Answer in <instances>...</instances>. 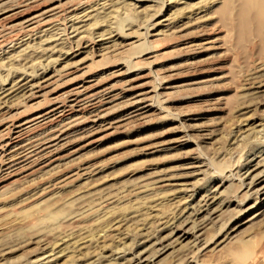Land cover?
<instances>
[{"label": "rangeland", "instance_id": "obj_1", "mask_svg": "<svg viewBox=\"0 0 264 264\" xmlns=\"http://www.w3.org/2000/svg\"><path fill=\"white\" fill-rule=\"evenodd\" d=\"M32 2L24 16L41 5L63 15L47 33L0 36V93L20 80L50 84L45 98L0 102V143L75 87L122 99L20 138L40 149L65 139L37 156L41 171L0 181V264H264V202L248 209L256 198L244 187L264 170L258 4L246 14L239 0H187L195 13L168 0H0V13ZM74 5L89 11L77 35ZM149 92L148 115L129 118Z\"/></svg>", "mask_w": 264, "mask_h": 264}, {"label": "bare ground", "instance_id": "obj_2", "mask_svg": "<svg viewBox=\"0 0 264 264\" xmlns=\"http://www.w3.org/2000/svg\"><path fill=\"white\" fill-rule=\"evenodd\" d=\"M239 1L242 3V5L244 7V11L246 12V14H249L251 12V9H252L251 7L253 5V2H254V5H255V2H256L258 4V6L261 8L260 9V8L257 7L258 9L261 10V12L259 10L260 14L262 12H264V0H239ZM90 2H92V1H90ZM168 2L170 3V4L168 3L169 5H172V4H175V5H184L185 7L182 8V11L183 10H187V11H190V13H193V12L195 13V11H199V7H197L196 5L195 6L190 5V3L187 2V0H168ZM232 2H233V0H228L227 3L229 5H231ZM32 4H33V2L30 3V4L23 5L20 8L18 7L19 9L18 8L17 9H13V10H11L9 12H5V13L1 12L0 13V36L7 29H15L17 27L22 28L23 30H25L26 33L27 32H30V33H34L35 32V33H38V35H39V33H41V34L47 33L51 28H53L52 27L53 24L55 22H57L58 20H60L61 15H63L62 14L61 7L59 5H50V6H44V7H42V5H41L40 8H37L36 7L37 9H35L34 11L32 10L33 12H31V10H30L29 11L30 14L24 16L25 11H28L30 8H32L31 7ZM76 6L75 7H72L71 10H68V15L71 16V17H68L70 19L69 21L71 23V26H70V28L72 30L70 32L71 34L72 33H75V34L77 33L78 34L79 32L80 33H83L85 31V29L82 28L83 26H81V28H76L75 25L79 21H82L83 19H85L88 16V14H89V11L87 12L86 9H83L82 7L80 8L78 6L76 7ZM202 9H203V7H202ZM98 13L100 14V12H98ZM195 15H197V14H195ZM262 15H263V13H262ZM169 16L171 17V15H169ZM13 17H20L23 20L18 23L16 20H11ZM167 21H168V19L166 18V20H164L163 22H160L159 24H162V23L167 22ZM166 26H167V24H166ZM87 27L89 28V26H87ZM169 28H170V26H169ZM80 29L81 30L83 29V31H80ZM88 32H90V31H88ZM204 35H206V33ZM71 36H73V35H71ZM73 38H75V37H73ZM107 40L108 39L105 38L102 35V36H98V38L95 39V42L94 43H98L97 45H99V44H102L103 42H105ZM85 42H86V40H85ZM25 43H28V42H25ZM209 43H212V41H210V42H208L206 44H209ZM11 47H14V46H11ZM24 50L27 51V49H24ZM24 50H22V51H24ZM20 53H22V52H20ZM20 56H23L24 57V55H22V54L19 55V57ZM10 57H11V55H10ZM49 84H50V79H45V80H42V81H39V82H33V81H30V80H20L18 83H15V85H12V86H10V88L5 89L3 91V93H0V102L3 101V100H6L10 96L15 97V96H18V95L20 97H22L28 103L29 102H33V101H36V100H38L40 98H45L44 97L45 96V93L44 92L49 87ZM112 89L113 88L110 87V88H107V89L102 90V91H96V90H93L91 87H86L85 85H81V86H79L77 88L75 87V89H72L71 91L69 90L70 92H68L67 95L63 99H61V97H55L53 99L51 98L52 99L51 100L52 103H55V107L52 108L47 113H44L42 115H37L35 117H32L31 119H28L26 121H23V122L19 123L16 128L14 127L15 130L13 131V133H11L12 134L11 135L12 137L9 138L8 140H3V138H2V140L4 141V143H2V144L0 143V161H2L3 164H4V166H3L4 169H2V171H0V181L1 180H4V179L5 180L6 179H10V178L15 177V176H18V175L21 176V175H24V174H26V177L27 176L30 177V175H33L35 172H38L39 170L41 171L43 169L42 166L40 168H38V169L35 168V167H33V166H35L34 163H35V159L37 158V156L38 155L40 156V154H42V156H43V153L45 155V151L52 149L53 147H55L56 145H58V143L61 142V141L64 142V139H65L61 135L59 138H57L58 139L57 143H55V144H49L48 146L40 149V148L31 146V144H23V141H21L22 139H20V138H22V136H24L25 134H30V132H32V131H34V130H36L38 128H43L44 126H46L48 124H51L52 122L69 120V119L72 118V115H73L74 112H81L82 113L88 107L91 110L90 111V114L91 113H93V114H96L97 113L98 114V113H100L102 111L107 110L108 109V106L113 105L115 102L117 103V101H119L120 99H122L120 97V95L113 94V92L111 91ZM148 95H150V92L149 93H146V94H144L142 96H139L137 99H134L133 102L130 103V104H133V106H134L136 103H139L140 104V103L143 102L145 105H144V107L142 106L141 108H139L137 111L132 112L130 114L131 116L129 118H131V117H142V116L148 115V112L151 110V105L150 104L149 105L146 104L147 101L150 102L149 99H150L151 95L150 96H148ZM2 103L4 104L6 102L4 101ZM35 104H36V102H35ZM94 116H96V115H94ZM12 127H13V125H12ZM43 158H44V156H43ZM57 161H59V160L58 159L53 160V161L49 162V164H53V163H55ZM44 167H46V165ZM259 167H261L260 166V163H256L255 164V170L254 171H257V169ZM252 175H253V171L251 173H249L247 175V177H246V180L249 181V182L246 183V184H244L245 185L244 187H245V189H247V192H250L251 193V196H254L256 198V203L253 206H251V207L248 208V209H251V210L252 209L260 208L263 205V202H264V170L261 171L260 173L256 174V175H254V176H252ZM2 178H4V179H2ZM245 181H244V183H245ZM2 183L3 182H0V186H2L1 185ZM3 187H0V191H1V189ZM158 187H160V186H158ZM216 201H217V198H215V196L214 197H213V195L212 196H208L206 199L203 200V203L204 204L201 206L200 209L202 211H207V210H209L213 206L214 203H216ZM214 211H217V209H215ZM258 215L259 214L254 215L253 218L257 217ZM186 233H185V235H186ZM185 235H182V236L178 237L177 239H183L185 237ZM51 253H53V252H50V254L47 257H53L54 255L52 256ZM55 259H56V257H55ZM45 264H47V263H45Z\"/></svg>", "mask_w": 264, "mask_h": 264}]
</instances>
